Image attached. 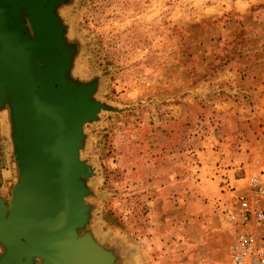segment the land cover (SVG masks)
<instances>
[{
    "label": "rangeland",
    "instance_id": "obj_1",
    "mask_svg": "<svg viewBox=\"0 0 264 264\" xmlns=\"http://www.w3.org/2000/svg\"><path fill=\"white\" fill-rule=\"evenodd\" d=\"M58 14L74 76L105 106L81 153L96 240L118 264H234L227 213L264 184V0H63ZM17 180L0 112V197Z\"/></svg>",
    "mask_w": 264,
    "mask_h": 264
},
{
    "label": "water",
    "instance_id": "obj_2",
    "mask_svg": "<svg viewBox=\"0 0 264 264\" xmlns=\"http://www.w3.org/2000/svg\"><path fill=\"white\" fill-rule=\"evenodd\" d=\"M63 0H0V112L18 180L0 197V264H118L93 235V169L82 158L88 122L105 106L74 76Z\"/></svg>",
    "mask_w": 264,
    "mask_h": 264
},
{
    "label": "built area",
    "instance_id": "obj_3",
    "mask_svg": "<svg viewBox=\"0 0 264 264\" xmlns=\"http://www.w3.org/2000/svg\"><path fill=\"white\" fill-rule=\"evenodd\" d=\"M252 198L239 196L240 212L227 213L231 221L238 220L242 229L231 244L234 264H264V184L261 178L251 177ZM233 189L232 182H226Z\"/></svg>",
    "mask_w": 264,
    "mask_h": 264
},
{
    "label": "bare ground",
    "instance_id": "obj_4",
    "mask_svg": "<svg viewBox=\"0 0 264 264\" xmlns=\"http://www.w3.org/2000/svg\"><path fill=\"white\" fill-rule=\"evenodd\" d=\"M5 114V113H4ZM127 260V259H126ZM127 262V261H126Z\"/></svg>",
    "mask_w": 264,
    "mask_h": 264
}]
</instances>
